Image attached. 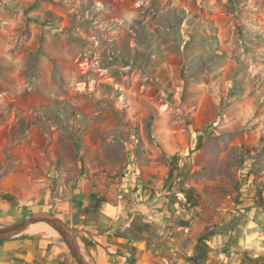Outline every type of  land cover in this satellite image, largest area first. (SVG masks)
<instances>
[{
  "label": "rangeland",
  "instance_id": "rangeland-1",
  "mask_svg": "<svg viewBox=\"0 0 264 264\" xmlns=\"http://www.w3.org/2000/svg\"><path fill=\"white\" fill-rule=\"evenodd\" d=\"M157 193L199 257L264 259V0H0V227ZM7 240L77 264L58 232Z\"/></svg>",
  "mask_w": 264,
  "mask_h": 264
},
{
  "label": "crops",
  "instance_id": "crops-1",
  "mask_svg": "<svg viewBox=\"0 0 264 264\" xmlns=\"http://www.w3.org/2000/svg\"><path fill=\"white\" fill-rule=\"evenodd\" d=\"M162 196L159 193L157 197L133 194L130 198L118 199L116 196L111 198L113 200L104 199L94 205L88 202L80 204L78 199L68 200L67 205L59 204L64 205V209L55 211V215L77 231L85 229L89 233L97 234L93 237L101 240V246L112 251L106 256V262L101 261V264H217L215 251L211 248L201 257H195L196 254L192 252L197 245L194 235H201L203 232L200 229L199 217L195 218V224L198 223L199 226L188 233L182 232L184 227L179 223V219L171 228L172 207L165 201L166 197ZM168 229L176 231L177 236L172 237L173 234ZM228 235L227 232L218 233L216 239L221 242ZM170 237L174 239L171 240ZM216 239L213 238L212 242ZM157 240L160 242L154 244ZM242 247L229 245L231 264L236 263L239 254L242 255L240 259L246 260L247 264L259 261L255 253L243 252H248L249 244ZM176 251L185 253L187 257L178 262L173 259ZM258 251H264V247ZM44 260L32 241L7 240L0 244V264H51V261ZM241 260H238V264Z\"/></svg>",
  "mask_w": 264,
  "mask_h": 264
},
{
  "label": "water",
  "instance_id": "water-1",
  "mask_svg": "<svg viewBox=\"0 0 264 264\" xmlns=\"http://www.w3.org/2000/svg\"><path fill=\"white\" fill-rule=\"evenodd\" d=\"M38 222H47L48 224L53 226V228H55L59 235L63 237L77 264H90L86 257L83 255L79 242L75 236L77 230L69 226L63 219L50 212L37 211L29 217L0 227V240H7L21 235L30 225Z\"/></svg>",
  "mask_w": 264,
  "mask_h": 264
},
{
  "label": "bare ground",
  "instance_id": "bare-ground-1",
  "mask_svg": "<svg viewBox=\"0 0 264 264\" xmlns=\"http://www.w3.org/2000/svg\"><path fill=\"white\" fill-rule=\"evenodd\" d=\"M24 232L35 233V232H47V233H57L55 228L48 224L47 222H38L30 225Z\"/></svg>",
  "mask_w": 264,
  "mask_h": 264
},
{
  "label": "flooded vegetation",
  "instance_id": "flooded-vegetation-1",
  "mask_svg": "<svg viewBox=\"0 0 264 264\" xmlns=\"http://www.w3.org/2000/svg\"><path fill=\"white\" fill-rule=\"evenodd\" d=\"M199 256V255H198ZM252 264H253V261L251 262ZM257 263H263L264 264V260H259V261H257V262H254V264H257ZM240 264H247V261L245 260V261H240Z\"/></svg>",
  "mask_w": 264,
  "mask_h": 264
},
{
  "label": "trees",
  "instance_id": "trees-1",
  "mask_svg": "<svg viewBox=\"0 0 264 264\" xmlns=\"http://www.w3.org/2000/svg\"><path fill=\"white\" fill-rule=\"evenodd\" d=\"M3 241H5V240H3ZM198 255L196 254V256L195 257H197Z\"/></svg>",
  "mask_w": 264,
  "mask_h": 264
}]
</instances>
